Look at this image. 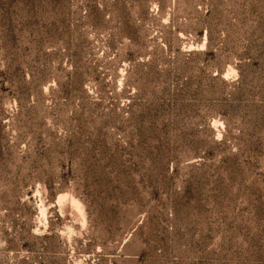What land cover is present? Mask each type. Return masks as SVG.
Segmentation results:
<instances>
[{"label": "rangeland", "instance_id": "rangeland-1", "mask_svg": "<svg viewBox=\"0 0 264 264\" xmlns=\"http://www.w3.org/2000/svg\"><path fill=\"white\" fill-rule=\"evenodd\" d=\"M0 264H264V0H0Z\"/></svg>", "mask_w": 264, "mask_h": 264}, {"label": "trees", "instance_id": "trees-1", "mask_svg": "<svg viewBox=\"0 0 264 264\" xmlns=\"http://www.w3.org/2000/svg\"><path fill=\"white\" fill-rule=\"evenodd\" d=\"M208 35H209V33H208ZM207 44H209V38H208V42H207ZM191 54H194V52H190V53H188L187 55L190 56Z\"/></svg>", "mask_w": 264, "mask_h": 264}]
</instances>
